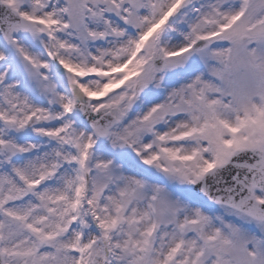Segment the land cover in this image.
Segmentation results:
<instances>
[{"label": "snow or ice", "instance_id": "1", "mask_svg": "<svg viewBox=\"0 0 264 264\" xmlns=\"http://www.w3.org/2000/svg\"><path fill=\"white\" fill-rule=\"evenodd\" d=\"M0 264H264V0H0Z\"/></svg>", "mask_w": 264, "mask_h": 264}]
</instances>
